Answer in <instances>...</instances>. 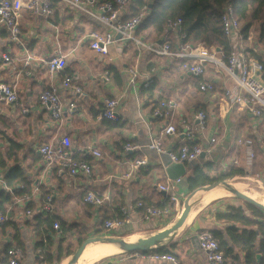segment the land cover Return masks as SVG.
I'll list each match as a JSON object with an SVG mask.
<instances>
[{"label":"crops","instance_id":"crops-1","mask_svg":"<svg viewBox=\"0 0 264 264\" xmlns=\"http://www.w3.org/2000/svg\"><path fill=\"white\" fill-rule=\"evenodd\" d=\"M87 11L88 13L74 11L60 0H53V14L49 18L37 17L24 11L21 19V44L11 42L8 32L0 26V83L14 86L19 96L18 103L14 105L0 100V190L7 188L5 179L10 169L20 166L32 180L36 205L34 210H28L32 211L28 215L25 207L29 199L23 204L18 202L20 198H14L19 208L8 218L16 226L9 227L5 232L0 228V259L7 246L11 245L24 252L20 264H40L35 251L39 237L27 225V221H33L37 214L44 212L40 192L43 186L51 190L49 196L53 197V211L44 213L60 216L68 224L82 225L85 236L86 232L90 236L104 238L108 234L114 236L112 238L120 237L116 239H123L125 242L127 238L129 241L132 239L127 243L135 244L142 238L166 229L159 228L162 223L160 221L166 220L168 224L174 213L173 207L176 206L179 211L180 206V203L174 204L171 194L180 198L187 192L191 193L189 179L195 169H203L213 175L215 171L227 172L233 165V160L244 159L245 148L238 143L239 139L253 140L256 160L250 169L243 166L242 162L236 167L256 169L260 177L264 175V165L260 163L264 162V120L255 118L237 105L231 107L229 112L224 111L225 89L236 90V85L224 72L217 73L214 68L209 67L206 76L197 79L184 71L178 61L139 49L132 43L113 44L110 46L109 56L99 55L90 48L88 35L94 30L104 31L105 27L91 15H98L95 6H88ZM127 13L128 10L122 14V19L125 20ZM252 29L247 35L241 33L238 38L231 39V42L236 52H244L264 63V38L261 37L260 30ZM136 37L157 47L169 42L176 48L178 42V36L167 29L163 33L154 30L138 33L137 30ZM6 53L14 60L16 70L9 68L3 61L2 56ZM55 56L65 57L67 66L57 75L54 85L58 87L64 102L76 104V113L65 115L61 122L52 117L49 107L42 105L39 99L40 93L50 84L44 62ZM27 59L28 66L25 64ZM131 68L138 70L135 85L129 84L128 70ZM65 77L72 78L73 88L61 87V81ZM202 80H214L217 91L212 94L201 92L199 83ZM147 82L149 86L145 87ZM77 87L83 94L76 92ZM108 98L121 100L117 121L99 119L104 101ZM165 98H174L179 103L173 120L178 129L181 128V120L197 125L194 121L195 114L199 111L207 114L205 130L201 132L195 129L197 142L207 151L203 153L204 157L201 155L196 161L184 164L187 174L180 182L167 176L161 163V154L148 147L166 125V122L152 117L155 104ZM260 120L262 121L259 122ZM65 136L72 141L74 157H87V160H79H85L93 166L91 178H60L54 169L46 166L43 159L39 160L42 158L39 153L41 145L56 142ZM212 138H216L217 142L209 145ZM128 143L140 148L126 153L124 147ZM182 144L181 137H166L163 140V147L167 152H178ZM92 150L101 152L102 158L94 157ZM142 158L147 159V165L136 171L132 178L126 179L124 176L131 171L133 161ZM160 185H171L174 189L168 195L160 191ZM89 190L107 198L102 207L85 203ZM167 199L171 201L165 208H169L172 214L164 219L147 220L138 207L140 201L165 203ZM216 201V198H210L200 205L205 204L207 207ZM121 207L126 208L129 214L125 219L126 223L119 228L107 229L105 222L120 216ZM197 207L188 216V221L195 219L183 234L173 240L169 238L170 242L160 245L168 251L165 253L174 254L181 264H208L199 241L194 244L192 239L205 230H218L226 234L230 225L219 221L215 215L216 210L223 211L225 208L212 211L210 208L197 210ZM245 214L250 216L249 211ZM47 234L53 236L56 249L62 237L61 232L56 233L52 228ZM237 251L243 255L240 250ZM131 253L119 246L91 245L77 264H153L149 258H131ZM109 257L115 258L108 259Z\"/></svg>","mask_w":264,"mask_h":264},{"label":"built area","instance_id":"built-area-1","mask_svg":"<svg viewBox=\"0 0 264 264\" xmlns=\"http://www.w3.org/2000/svg\"><path fill=\"white\" fill-rule=\"evenodd\" d=\"M69 8L77 12H87L88 6H95L98 15L91 14L94 20L105 27L104 31L94 30L89 33L88 39L90 48L97 54L102 56H109L110 46L116 43H132L139 49H144L153 52L159 56H167L172 60L178 61L181 68L190 73L197 79L204 78L208 72V68L212 67L217 73L224 72L232 82L236 85V90L226 88L224 92L223 102L224 111L229 112L231 107L237 105L238 108L248 111L257 119H264V63L260 60L247 55L244 52H233L230 55L224 52H218L217 48L206 47L202 44L192 46L185 41V35L180 34L182 19H169L166 29L178 36L176 48L169 42L163 43L161 46L148 45L136 37V31L146 19L148 15V8L144 7L139 14L131 19H122L129 7L131 0H113L103 2L102 0H60ZM24 11H29L37 17L49 18L53 14V0H0V26L5 29L10 37L11 42L21 44L22 40V26L21 19ZM222 26L226 37L230 40L238 38L243 31V24L238 19L235 7L232 3L225 6L222 15ZM3 61L11 68L16 70L14 60L9 54L2 56ZM29 59V58H28ZM26 61L28 66L29 61ZM109 61H112L109 58ZM47 79L49 87L40 93V103L48 106L51 110L52 117L58 121H63L65 115H74L76 113V104L73 102H64L59 93V89L54 85L57 75L64 71L67 66L65 57L55 56L46 60ZM129 84L135 85L138 81L137 68L128 70ZM145 87L149 83L144 84ZM61 87L64 89L73 88V80L70 77H65L61 81ZM76 92L83 94L80 88H75ZM199 90L203 93H214L217 91L216 82L202 80L199 83ZM86 96V94H84ZM229 101L227 102L226 100ZM0 100L7 104L14 105L19 101V96L16 88L6 83H0ZM232 104V105H231ZM231 105V106H230ZM121 106L120 99L108 98L104 101V109L99 115L100 120H118V110ZM179 103L174 98H165L157 102L152 111V117L166 122L165 127L161 133L153 138L151 144L148 145L150 150H154L157 154L166 153L163 147V140L166 137H181L183 144L178 152H170V157L173 162L179 164H189L196 161L201 155L207 151L201 143L197 142L195 137V129L203 132L207 124V114L204 111H199L194 116V121L197 125L188 120H181V128L178 129L173 123L176 110ZM27 113V112H25ZM216 138H212L209 145L216 144ZM238 143L245 148V157L242 161L233 160L232 164L240 165L242 162L247 169L254 166L256 153L254 149V142L252 139H239ZM72 141L68 136L62 139L45 143L39 148V153L43 162L47 167L55 170V173L60 178L75 179L79 176L91 178L93 175V166L85 160L76 159L72 152ZM140 147L136 144H126L124 150L126 153L138 150ZM91 154L98 158H102L101 152L92 150ZM146 158L137 159L132 163V169L124 177L126 179L132 178L136 171L141 167L147 165ZM180 182V180H178ZM160 191L166 192L168 195L172 193L173 186L160 185ZM105 199L98 196L94 191H87L85 196V203L102 207ZM26 199H19L18 202L25 203ZM171 200L179 203V198L171 194ZM53 197L48 196L42 205V211L51 213L53 211ZM139 208H144V217L147 220L164 219L168 214H172L169 208H159L155 206H146L143 201L138 203ZM28 215L32 211L27 212ZM119 215L116 218L107 220L105 227L107 229L119 228L126 223V218L129 216L126 208L119 209ZM7 221V216L0 214V223ZM60 224L55 222L53 230L60 233ZM199 247L206 254L208 264H225V255L221 250L219 242L210 231H202L198 235ZM131 258H149L153 264H181L180 260L170 253L152 252L151 254H143L139 251L132 252ZM24 258V252L21 248H10L6 255L0 260V264H20Z\"/></svg>","mask_w":264,"mask_h":264},{"label":"trees","instance_id":"trees-1","mask_svg":"<svg viewBox=\"0 0 264 264\" xmlns=\"http://www.w3.org/2000/svg\"><path fill=\"white\" fill-rule=\"evenodd\" d=\"M229 3L234 5L238 19L246 23L242 33L247 35L254 23H260V34L264 38V0H131L125 20L133 18L144 7H147L148 15L137 29L138 33L151 30L163 33L166 30L169 19L181 18L180 34L185 35L186 42H189L192 46L199 44L206 47L214 46L220 48L225 54L230 55L236 50L231 40L224 34L222 26L223 10ZM75 158L88 159L87 157L77 156ZM39 160L42 161V158H39ZM260 163L264 165L263 161ZM237 176L258 178L259 175L256 169L245 170L235 165L230 166L227 172L215 171L213 175L204 172L203 169H195L193 176L189 179L190 192ZM259 180L264 183V175L262 177L259 176ZM5 183L7 188L0 190V214L7 216V221L0 223V228L4 232L9 227L16 226L15 222L8 218L9 215L15 214L19 208L14 198L29 199L25 211L34 210L36 207L32 180L25 175L23 168L16 166L10 169ZM22 186L23 188H21ZM40 192L42 194L41 199L45 202L47 196L51 194V190L43 186ZM194 197L197 198V195ZM170 201L167 199L165 203L146 202L145 205L165 208ZM214 203L216 202L211 203L210 206ZM140 211L145 214L144 208H140ZM246 211L250 212V216L245 214ZM215 215L219 221L230 224L226 229V234L218 230L211 231L224 252L225 263L264 264V209L248 202L245 207L229 204L223 211L216 210ZM57 221L60 222L62 237L58 247L54 249L53 236L47 233ZM27 225L39 237L35 251L40 264H60L63 259L74 253L72 246L76 242L77 246H81L87 240L82 225L68 224L63 218L54 214L50 215L40 212L33 218V221H27ZM10 248L13 247L8 245L4 255ZM140 252L149 254L150 252L165 253L168 251L159 245L157 250L151 249ZM258 255H261V257L258 258Z\"/></svg>","mask_w":264,"mask_h":264},{"label":"water","instance_id":"water-1","mask_svg":"<svg viewBox=\"0 0 264 264\" xmlns=\"http://www.w3.org/2000/svg\"><path fill=\"white\" fill-rule=\"evenodd\" d=\"M218 52H221L222 50L220 48H217ZM202 157H204V154H202ZM161 163L165 168L167 176L171 180H180L181 178L185 177L187 174V169L184 164H178L172 161L170 157V152L162 153L160 155ZM217 187H224L227 190H230L233 192L236 196L242 198L243 200L247 201L248 203L254 204L256 206H259L260 208L264 209V206L251 198L250 196L246 195L245 193L236 190L232 188L226 181H221V182H215L211 185H206L203 186L193 192H191L186 200L182 204V213H181V218L175 222L171 227L166 228L163 231H160L148 238H142L140 239L137 243L135 244H128L125 242L123 239H116V238H104V237H97L93 239H89L85 241L79 248L75 250V252L70 256V262L68 264H77L79 261L84 249L86 246L97 243V242H111L114 244H118L125 252H135V251H147L156 247H159L163 243V241L171 238L174 234H176L178 231H180L184 224L187 222L188 217H187V209L190 200L199 192L206 193L212 189H215ZM193 242L198 241V237L195 236L193 239ZM260 257V256H258Z\"/></svg>","mask_w":264,"mask_h":264},{"label":"rangeland","instance_id":"rangeland-1","mask_svg":"<svg viewBox=\"0 0 264 264\" xmlns=\"http://www.w3.org/2000/svg\"><path fill=\"white\" fill-rule=\"evenodd\" d=\"M242 24H243V26H245L246 23L242 22ZM255 30H257V31L260 30V23H254L253 24L252 31H255ZM261 121L262 120H260L259 122H261ZM263 137H264V135H263ZM258 179L259 178H257V177L237 176L235 178L226 180V182L227 183H232L230 186L233 187L234 189H235V186L237 184L241 183L243 185V183H244L243 187H245V191H246L245 194L248 195V196H250L253 199H254L255 196L260 197L261 198V201H259V203H261L264 206V183L261 182ZM187 195H189L188 192H187V194H184V195L180 196V198L178 197L179 198V203H180L179 211L176 209V206H174L173 207L174 208V213L170 216L169 223L167 224V221L166 220H162V221H160L162 223H160L161 225L159 226V228H162V229L165 228V227L168 228V227L172 226L175 223V221L177 222L181 218V213H182L181 212L182 211L181 208H182V204L186 200ZM196 195L198 197V194H196ZM212 198H216L217 200H220V201H216V203L212 207H209L210 205L207 206V207H205L206 206L205 204L200 205V206L197 207V210H200L201 208H204L203 210H205L206 208L207 209L210 208L212 211H214L216 208L224 209L227 204H234V205H237V206H246V204H247V201H245L242 198L236 196L231 191L229 192V190H227L225 188L222 191H220L219 193L215 194ZM194 199H195V197H193L190 200V202L194 201ZM174 204H176V202H174ZM203 210H201V211H203ZM201 211H199V213ZM194 219H191L190 221L187 220V222L184 224L183 228L180 231H178L176 234H174L173 237H171V240H173L174 238H177L181 234H183V232L186 230V228H188V226H190L192 224V221ZM86 234L87 235L85 237H86L87 240L93 239V238H97L95 236L88 235L87 232H86ZM104 236H106L105 238H112V237H114V236L108 235V234L107 235H104ZM115 238H120V237H115ZM167 240L166 241H163V242H167V243L170 242V239L168 241ZM72 247H73L72 249H74V251H75L78 248L77 242ZM89 252H91V251H89ZM114 258L115 257H112V258L109 257L108 259H114ZM70 260H71L70 258H67L66 260H64L62 262V264H68L70 262Z\"/></svg>","mask_w":264,"mask_h":264},{"label":"bare ground","instance_id":"bare-ground-1","mask_svg":"<svg viewBox=\"0 0 264 264\" xmlns=\"http://www.w3.org/2000/svg\"><path fill=\"white\" fill-rule=\"evenodd\" d=\"M229 185H231L232 183H228ZM243 185H244V183H243ZM243 185L241 184V183H239V184H237L236 186H235V189L236 190H239V191H241V192H243V193H245L246 191H245V187H243ZM233 188V187H232ZM224 189V187H217V188H215V189H212V190H210V191H208V192H206V193H203V192H199V193H197L198 194V197L197 198H195L194 199V201H192V202H190L189 203V205H188V209H187V216L189 215V214H191L192 212H193V210L198 206V205H200L202 202H204V201H206V200H209L210 198H212L215 194H217V193H219L220 191H222ZM229 192H230V190H229ZM233 193V192H232ZM234 194V193H233ZM254 199L257 201V202H259V201H261V198L260 197H257V196H255L254 197ZM207 204V203H206ZM196 214V213H195ZM176 222V221H175ZM132 237V236H131ZM126 239V238H125ZM132 240V239H131ZM130 240V241H131ZM129 241V238H127L126 239V242H130ZM91 245H103L104 247L106 246H119L118 244H114V243H111V242H105V241H103V242H97V243H93V244H90V245H88V246H86L85 247V249H84V251L89 247V246H91ZM120 247V246H119ZM118 250V249H117ZM84 251H83V253H84ZM97 251V250H96ZM116 251V250H115ZM99 252V251H98ZM82 253V254H83ZM106 253H108V252H106ZM96 254H98V253H96ZM103 254V253H102ZM82 256V255H81Z\"/></svg>","mask_w":264,"mask_h":264}]
</instances>
